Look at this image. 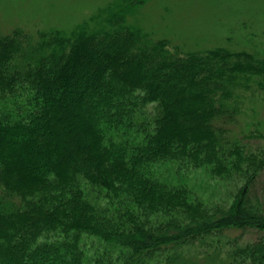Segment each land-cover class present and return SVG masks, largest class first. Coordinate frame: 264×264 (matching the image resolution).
<instances>
[{
    "label": "trees",
    "instance_id": "trees-1",
    "mask_svg": "<svg viewBox=\"0 0 264 264\" xmlns=\"http://www.w3.org/2000/svg\"><path fill=\"white\" fill-rule=\"evenodd\" d=\"M144 3L0 35V264H264V57L156 39Z\"/></svg>",
    "mask_w": 264,
    "mask_h": 264
},
{
    "label": "rangeland",
    "instance_id": "rangeland-1",
    "mask_svg": "<svg viewBox=\"0 0 264 264\" xmlns=\"http://www.w3.org/2000/svg\"><path fill=\"white\" fill-rule=\"evenodd\" d=\"M114 1L117 0H0V35L17 27L26 31H66ZM134 21L152 37L171 40L184 51L227 46L264 57V0H145ZM242 117L245 123H260L264 130V106L254 113L247 111ZM190 184L207 205H228L231 201L230 188L212 180L203 170L190 174ZM238 233L230 231L227 236L233 239ZM246 237L250 236L241 241ZM214 245L193 246L189 250L201 252L199 263L221 264L227 245H220L217 258L213 257L218 249ZM203 256L212 258L205 262Z\"/></svg>",
    "mask_w": 264,
    "mask_h": 264
}]
</instances>
